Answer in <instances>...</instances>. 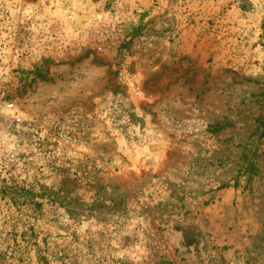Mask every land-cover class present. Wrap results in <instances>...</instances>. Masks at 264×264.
<instances>
[{
    "label": "rangeland",
    "instance_id": "rangeland-1",
    "mask_svg": "<svg viewBox=\"0 0 264 264\" xmlns=\"http://www.w3.org/2000/svg\"><path fill=\"white\" fill-rule=\"evenodd\" d=\"M264 0H0V264H264Z\"/></svg>",
    "mask_w": 264,
    "mask_h": 264
},
{
    "label": "trees",
    "instance_id": "trees-1",
    "mask_svg": "<svg viewBox=\"0 0 264 264\" xmlns=\"http://www.w3.org/2000/svg\"><path fill=\"white\" fill-rule=\"evenodd\" d=\"M262 26H264V25H262ZM261 125L264 126V120H261ZM260 135H261L262 137H264V129L261 130Z\"/></svg>",
    "mask_w": 264,
    "mask_h": 264
}]
</instances>
